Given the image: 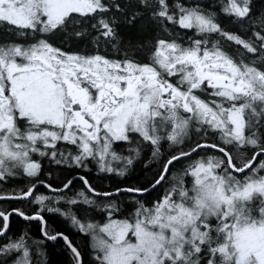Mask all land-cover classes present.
I'll return each instance as SVG.
<instances>
[{"label": "snow or ice", "instance_id": "6c2138e0", "mask_svg": "<svg viewBox=\"0 0 264 264\" xmlns=\"http://www.w3.org/2000/svg\"><path fill=\"white\" fill-rule=\"evenodd\" d=\"M0 28V184L25 185L0 199L33 205L0 210V264H39L57 240L69 264H264V0H0ZM44 161L78 175L53 187ZM138 163L156 167L144 184L79 174ZM12 214L41 238L9 236Z\"/></svg>", "mask_w": 264, "mask_h": 264}, {"label": "trees", "instance_id": "16d2710c", "mask_svg": "<svg viewBox=\"0 0 264 264\" xmlns=\"http://www.w3.org/2000/svg\"><path fill=\"white\" fill-rule=\"evenodd\" d=\"M255 7H261V0H254ZM223 24L226 28L233 30L234 32L243 33V30L239 28L238 25L229 23L228 20L225 18L223 20ZM120 34L123 40L129 41L131 40L133 43L139 45L145 42L151 41V34L150 33H139L134 28H128L122 26L120 29ZM4 38V31L0 28V40ZM52 42L54 44H59L60 41L63 39L62 34H57L54 37H51ZM90 40V38H89ZM74 49H84L90 48L92 45L88 41H80L78 43L73 42L71 45ZM235 46L233 45L230 51H234ZM169 150V146L166 145L164 149V154L166 155ZM44 171L41 177L43 179L48 178V182L53 185V187H60L62 182L67 178L70 179L71 177L75 176L78 172H71L69 169H61L56 167H50L49 164H44ZM179 167V166H177ZM156 171V167L153 166L151 168H146L143 163H138L134 170L130 171L129 175L126 178H109L106 177L104 174L98 173L94 169H90L86 172H81L82 174L86 175V178L89 179L90 183L94 185L97 189H106L111 188L113 185L117 183L120 186H130V185H138L144 184L147 179H151L153 173ZM176 169H173L175 172ZM49 172L51 175L49 176ZM46 180V179H45ZM21 186H25L20 178H17L15 181H11L7 184H0V196L3 194H8V190L18 189ZM81 188V182L76 180V185L74 191H78ZM12 193V192H10ZM37 194H44V195H53L48 189L43 186H40L38 189ZM71 195V193H69ZM156 194H153V197ZM153 197H149L148 199L151 200ZM124 205L126 208H130L132 210L131 201L129 198L123 197ZM63 207V205H61ZM12 208H23L26 212H30L33 208V205L27 203H19L13 200H1L0 201V210L4 211H11ZM45 218L48 221L49 231H61L69 236V238L79 246L81 250L85 251L84 258L87 261L89 256L86 251V239L83 235L78 234L70 224L63 218L58 215H51L45 213ZM41 225L37 221H25L22 218L11 215L10 217V230L9 236H15L20 232H27L33 240H38L41 238ZM0 242H3L0 239ZM44 252L46 253L42 257H40L39 264H69V257L70 253L67 251L64 243L62 240L57 241H46L43 245Z\"/></svg>", "mask_w": 264, "mask_h": 264}, {"label": "flooded vegetation", "instance_id": "af4514ba", "mask_svg": "<svg viewBox=\"0 0 264 264\" xmlns=\"http://www.w3.org/2000/svg\"><path fill=\"white\" fill-rule=\"evenodd\" d=\"M44 164L47 165L48 162H47V161H44ZM143 165H144V164H143ZM91 169H94V170H95V173H96V169H95V167H91ZM85 172H86V171H85ZM79 174H82V173H79ZM75 175H78V173H76ZM40 178H41L43 181H45V183H49V182H48V180H49L48 178H45L46 180L43 179L42 177H40ZM113 178H120V177H113ZM121 179H122V178H121ZM12 191H13V190H8V191H6V192H8V194H10V192H12ZM3 195H5V194H3ZM3 195H2V196H3ZM125 197H126V196H125ZM127 197H128V196H127ZM12 215H15V214H12Z\"/></svg>", "mask_w": 264, "mask_h": 264}, {"label": "rangeland", "instance_id": "374dc122", "mask_svg": "<svg viewBox=\"0 0 264 264\" xmlns=\"http://www.w3.org/2000/svg\"><path fill=\"white\" fill-rule=\"evenodd\" d=\"M128 210L130 211V208H128ZM89 215H92L96 220H100L101 219V215L100 213H91Z\"/></svg>", "mask_w": 264, "mask_h": 264}, {"label": "water", "instance_id": "95a60500", "mask_svg": "<svg viewBox=\"0 0 264 264\" xmlns=\"http://www.w3.org/2000/svg\"><path fill=\"white\" fill-rule=\"evenodd\" d=\"M77 175H75V176H73V177H71L70 179H72V178H74V177H76ZM1 200H9V199H0V201ZM17 216V215H16ZM41 229V228H40Z\"/></svg>", "mask_w": 264, "mask_h": 264}]
</instances>
